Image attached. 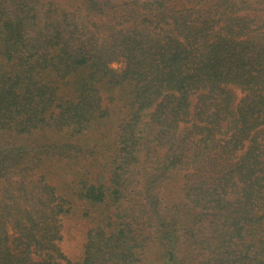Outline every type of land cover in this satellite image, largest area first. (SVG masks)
I'll return each mask as SVG.
<instances>
[{"label":"trees","instance_id":"16d2710c","mask_svg":"<svg viewBox=\"0 0 264 264\" xmlns=\"http://www.w3.org/2000/svg\"><path fill=\"white\" fill-rule=\"evenodd\" d=\"M0 264H264V0H0Z\"/></svg>","mask_w":264,"mask_h":264},{"label":"rangeland","instance_id":"374dc122","mask_svg":"<svg viewBox=\"0 0 264 264\" xmlns=\"http://www.w3.org/2000/svg\"><path fill=\"white\" fill-rule=\"evenodd\" d=\"M113 66L117 69L125 67V62H116ZM104 104L110 105L114 110L121 103L119 93L120 87L112 86L107 82L100 85ZM237 101L240 100L243 93L240 89L236 90ZM62 226L60 246L65 253L74 261H79L83 258L86 250V245L90 241V231L96 228L106 229L107 217L104 214H96L92 219H78L70 216H63L60 219Z\"/></svg>","mask_w":264,"mask_h":264}]
</instances>
